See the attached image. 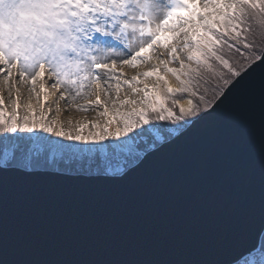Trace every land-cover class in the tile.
<instances>
[{
	"label": "snow or ice",
	"instance_id": "snow-or-ice-1",
	"mask_svg": "<svg viewBox=\"0 0 264 264\" xmlns=\"http://www.w3.org/2000/svg\"><path fill=\"white\" fill-rule=\"evenodd\" d=\"M245 91L258 119L250 104L220 143L185 148ZM150 166L218 223L211 251L25 246L3 264H264V0H0V255L11 187L121 185Z\"/></svg>",
	"mask_w": 264,
	"mask_h": 264
},
{
	"label": "water",
	"instance_id": "water-1",
	"mask_svg": "<svg viewBox=\"0 0 264 264\" xmlns=\"http://www.w3.org/2000/svg\"><path fill=\"white\" fill-rule=\"evenodd\" d=\"M239 98L241 105H235V102L233 103L234 98L231 103L226 102L217 114L208 117L204 125L189 138L192 139V142L186 144L185 148L191 146L194 147L193 149H197L199 146L196 143H199L201 149L204 150L207 146L204 139L206 136H212L217 144L220 143L225 135L227 117L234 111L246 113L250 104H255L258 119V94L254 100H250L248 91H245ZM47 182L51 184L52 191L49 197H52V202L46 203L49 206H46L44 211L42 210L43 215H35V209L20 204L11 196L7 200V212H15L13 220L16 225L19 224L20 226L14 230L16 233L23 236L24 233H20V229L26 230L29 226L28 222L31 221L32 224L36 223L41 228L30 231L28 247L32 251L43 252L48 256H50L51 251V254L56 256L57 251L52 245L50 247L44 246V248L38 245V241H41V239L54 244V246H63L61 251H63L64 256H71L75 253L70 250L72 247L83 249L85 242L91 244L87 248L91 249L92 252L93 250L100 252L105 248L121 251L128 250L130 247L140 249L149 246L169 247L173 245L181 252L200 251L205 248L211 251L213 249L211 232L213 227H218V223L213 225L206 213L199 207L194 206L189 212H184L179 206V196L176 191L171 186L161 182L151 166L144 172L129 178L121 185L82 181L53 180ZM75 186L80 187V189H76ZM92 190L96 191L97 194H93ZM15 193L17 194L18 191ZM120 197H123L125 201V207L121 208L124 212L116 210V206L118 207L116 202ZM55 199H57V204H54ZM183 199H191L190 194L186 193ZM99 204L103 209L115 211L117 215H120L118 222L121 225L117 227L116 235L106 233L108 237L113 238L112 243L114 244L111 246L103 241L105 233L101 231L104 230V227L89 230L94 235L95 240L91 239L88 231L82 228L83 225L87 226L92 220L100 216L104 217L97 206ZM9 205H13L15 210H8L11 208ZM67 206L76 207L75 213L72 214ZM26 210H29L30 214L22 215L21 212ZM55 213H59V215L55 216ZM220 215L221 213L218 211V218ZM194 218L195 222H193ZM65 221H68V223H65ZM59 222L61 227H77L75 229L71 228L69 236L67 235L65 239L64 231L57 227L60 226ZM6 227L8 232L10 229L8 226ZM174 230L178 234L176 237L171 235ZM18 234L13 235V237L8 235L7 238L16 241V238H19ZM25 236H28V234H25ZM258 239L257 232L255 230L251 231L246 237L245 244H242L236 251H243L244 246L255 243ZM116 241L118 243H115ZM8 247L10 253L8 257H12V251L25 246L19 244V246ZM8 257L0 255V261Z\"/></svg>",
	"mask_w": 264,
	"mask_h": 264
},
{
	"label": "bare ground",
	"instance_id": "bare-ground-1",
	"mask_svg": "<svg viewBox=\"0 0 264 264\" xmlns=\"http://www.w3.org/2000/svg\"><path fill=\"white\" fill-rule=\"evenodd\" d=\"M5 93H4V95L7 96V94H5ZM240 101H241L240 98L237 97V98H235L233 100V103L235 102L234 104L237 105V104H240ZM231 102H232V99L230 101H228L227 103H231ZM68 115H76V114L75 113H66V114H64V118L66 119ZM204 139H205V143L207 144L205 149L208 148L211 145L217 144V141L212 136H210V137L206 136V138H204ZM191 142H192V139H189L186 144H191ZM196 144H197V146H199L198 148L201 149L199 143H196ZM193 148L194 147L189 146L186 149L191 151V150H193ZM165 185L169 186L168 184H165ZM44 186H48V187H44ZM50 186H51V184L49 182H47V181H43L38 186L33 187L31 189H25V188H22V187H19V186H14V187L9 189L8 197L11 196L12 198H15L14 200H17L20 204H23L26 207H31V208L35 209V215H38V214L43 215L42 210L44 211L45 207L49 206V205H46V203L47 202H52V197H49L50 196L49 194L52 191V188ZM75 188L76 189H80V187H76V186H75ZM94 188H97V187H94ZM16 191H18L17 194L15 193ZM92 193L95 194V195L97 194V192L94 191V190H92ZM81 197L83 198L84 196H81ZM116 203L118 204V207L116 206V210H118V211L121 210V212H124V210L121 209L122 207H125L124 206V204H125L124 198L120 197L119 200ZM54 204H57V199H55ZM97 206H98L101 214L104 217H102V216H100L99 218L95 217L96 219L92 220L87 226L83 225L82 228L85 231H88L89 237L91 239L95 240L94 235L92 233H90L89 230H94V228L98 229L100 227H104V230L101 231V232L105 233L103 241L105 243H107L108 246H111V245L114 244V243H112V239L113 238L108 237L106 233L113 234L114 236L116 235V232L118 231L117 227L121 225L120 222H118L120 215L119 214L117 215V213L115 211H110L109 209L108 210L103 209V207L100 204L97 205ZM67 208H69V210L71 211L72 214L75 213V211H76V209H75L76 207L67 206ZM58 215H59V213H55V216H58ZM6 222L8 224V221H6ZM28 223H29V225H32V226H30V230H28V228H26L27 231L26 230L24 231V235L23 236L18 234V233H16L12 229H10L7 232V237H8V235H11L13 237V235H16V234H18V236H19V238H16V241L8 239V246L15 247V246H19V244H23L24 246H28V242L30 240V234H31L30 231L34 230L35 228L36 229H41L38 224H36V223L32 224V221L28 222ZM65 223H68V221H65ZM58 224L60 225V226H57L58 229H61V231H64L63 233L65 234L64 235L65 239L67 238V235L69 236V230H72L71 228L75 229L77 227V226L70 227V228L67 227V226L61 227V223L59 222ZM27 227H29V226H27ZM57 233H60V232H57ZM25 234H28V236H25ZM70 238H72V237L70 236ZM96 241H98V240H96ZM115 243H118V241H116ZM38 245L40 247L43 246V248H44V246L50 247L52 245V247H54V249L57 251L58 255H63L64 254L63 251H61V250H63V246H61V245L54 246V244H50L49 242H46V241H44L42 239H41V241H38ZM88 245H91V244L88 243V242H85L83 249L79 248V247L78 248L76 247L74 249L72 247V248H70V250H73L75 253H79L81 255L90 254L92 252V250L87 248ZM93 252H98V251L93 250ZM49 255L50 256H54V254L53 255L51 254V251H50ZM3 262H4V260L0 261V264H3Z\"/></svg>",
	"mask_w": 264,
	"mask_h": 264
},
{
	"label": "rangeland",
	"instance_id": "rangeland-1",
	"mask_svg": "<svg viewBox=\"0 0 264 264\" xmlns=\"http://www.w3.org/2000/svg\"><path fill=\"white\" fill-rule=\"evenodd\" d=\"M5 94H7V92L5 93ZM25 97H26V92H25ZM66 114V113H65ZM76 114V113H75ZM76 115H78V114H76ZM90 117H91V115H93L92 113H89L88 114ZM9 207H11V208H9L8 210H10L11 209V211L12 210H15V208H13V205L11 206V205H9ZM27 213H29L30 214V212H29V210H26V211H24V212H21V214L22 215H26ZM11 214H13V215H11ZM14 215H15V212L13 211V213H8L7 212V215H6V220L8 221V224L6 223V226H8V228L9 229H13V230H16L17 228H19L20 226H19V224H17L16 225V223L14 222V220H13V217H14ZM30 226H32V225H29V227H28V230H30ZM20 233H24V229L22 230V229H20ZM27 231V230H26ZM12 257H8V259H11Z\"/></svg>",
	"mask_w": 264,
	"mask_h": 264
}]
</instances>
